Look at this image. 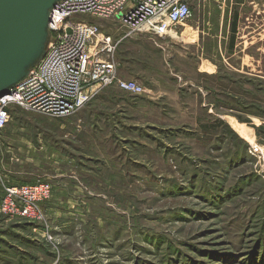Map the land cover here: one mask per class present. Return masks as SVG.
<instances>
[{"label": "rangeland", "instance_id": "obj_1", "mask_svg": "<svg viewBox=\"0 0 264 264\" xmlns=\"http://www.w3.org/2000/svg\"><path fill=\"white\" fill-rule=\"evenodd\" d=\"M234 2L247 21L232 35L205 34L190 0L169 34L125 39L119 78L142 92L95 86L64 117L13 107L0 264H264V0ZM40 182L37 217L2 211L6 187Z\"/></svg>", "mask_w": 264, "mask_h": 264}, {"label": "built area", "instance_id": "obj_2", "mask_svg": "<svg viewBox=\"0 0 264 264\" xmlns=\"http://www.w3.org/2000/svg\"><path fill=\"white\" fill-rule=\"evenodd\" d=\"M115 19L117 33L103 30L79 16ZM192 17L190 0H61L52 10L50 30L57 35L32 73L0 97V135L14 106L64 117L81 109L95 86L117 84L139 93L143 85L119 78L113 55L122 42L136 34L163 36ZM48 182L10 185L2 211L33 219L48 199Z\"/></svg>", "mask_w": 264, "mask_h": 264}, {"label": "water", "instance_id": "obj_3", "mask_svg": "<svg viewBox=\"0 0 264 264\" xmlns=\"http://www.w3.org/2000/svg\"><path fill=\"white\" fill-rule=\"evenodd\" d=\"M61 0H0V97L23 82L50 45L52 10Z\"/></svg>", "mask_w": 264, "mask_h": 264}, {"label": "crops", "instance_id": "obj_4", "mask_svg": "<svg viewBox=\"0 0 264 264\" xmlns=\"http://www.w3.org/2000/svg\"><path fill=\"white\" fill-rule=\"evenodd\" d=\"M251 4L254 8V3L251 2ZM240 6L242 8L243 4H238L234 0H216L215 2L212 0H192L194 12L192 21L194 24L208 25L209 27L205 28L207 35H232L235 32L231 31V25H234L235 31L237 24L247 21L244 19L243 12L240 11ZM255 8L258 9V5H255ZM253 14L254 12H252ZM255 15L256 17L259 16L258 13ZM212 25H216V31L211 28Z\"/></svg>", "mask_w": 264, "mask_h": 264}]
</instances>
